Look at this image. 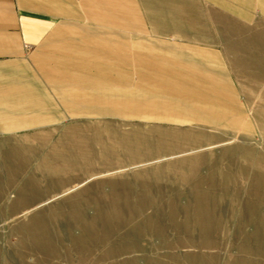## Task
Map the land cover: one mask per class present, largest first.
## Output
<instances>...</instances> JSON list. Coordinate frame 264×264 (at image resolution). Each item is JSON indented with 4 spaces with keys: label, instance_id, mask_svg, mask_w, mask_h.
Segmentation results:
<instances>
[{
    "label": "rangeland",
    "instance_id": "374dc122",
    "mask_svg": "<svg viewBox=\"0 0 264 264\" xmlns=\"http://www.w3.org/2000/svg\"><path fill=\"white\" fill-rule=\"evenodd\" d=\"M238 79L251 133L129 117L19 138L0 264H264V84Z\"/></svg>",
    "mask_w": 264,
    "mask_h": 264
},
{
    "label": "crops",
    "instance_id": "0c3cea01",
    "mask_svg": "<svg viewBox=\"0 0 264 264\" xmlns=\"http://www.w3.org/2000/svg\"><path fill=\"white\" fill-rule=\"evenodd\" d=\"M238 78L264 84V0H0V160L77 119L251 133Z\"/></svg>",
    "mask_w": 264,
    "mask_h": 264
}]
</instances>
